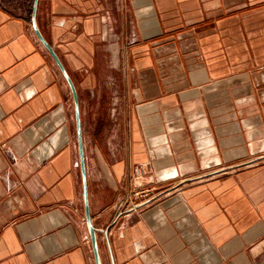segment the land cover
<instances>
[{"label":"crops","instance_id":"1","mask_svg":"<svg viewBox=\"0 0 264 264\" xmlns=\"http://www.w3.org/2000/svg\"><path fill=\"white\" fill-rule=\"evenodd\" d=\"M33 5L0 0V264H97ZM36 19L77 90L101 264H264V0H38Z\"/></svg>","mask_w":264,"mask_h":264},{"label":"water","instance_id":"2","mask_svg":"<svg viewBox=\"0 0 264 264\" xmlns=\"http://www.w3.org/2000/svg\"><path fill=\"white\" fill-rule=\"evenodd\" d=\"M37 7H38V0H34V5H33V14H32V21H33V26L35 28V31L41 40V42L44 44V46L47 48V50L51 53L55 61L57 62L58 66L60 67L61 71L67 78L75 100L76 104V119H77V129H78V142H79V148H80V156H81V167H82V174H83V185H84V195H85V204H86V209H87V223L88 227L90 230V236H91V241L93 244L94 248V253H95V259L97 264H101L100 257H99V251H98V243H97V234H96V229L94 225L91 222V215L89 212V205H88V193H87V180H86V168H85V158H84V148H83V137H82V127H81V117H80V112H79V104H78V95H77V90L75 85L73 84L70 76L68 75L65 67L63 66L59 56L55 52L54 48L47 42V40L44 38L42 35L41 31L39 30L38 24H37V19H36V14H37Z\"/></svg>","mask_w":264,"mask_h":264},{"label":"built area","instance_id":"3","mask_svg":"<svg viewBox=\"0 0 264 264\" xmlns=\"http://www.w3.org/2000/svg\"><path fill=\"white\" fill-rule=\"evenodd\" d=\"M142 173H144L143 167L138 166L134 169V174L136 176H140ZM149 192H150L149 188H142L141 186H139V187L135 188L133 195L136 197H145L149 194ZM136 206H137V204L133 205V208H135Z\"/></svg>","mask_w":264,"mask_h":264},{"label":"rangeland","instance_id":"4","mask_svg":"<svg viewBox=\"0 0 264 264\" xmlns=\"http://www.w3.org/2000/svg\"><path fill=\"white\" fill-rule=\"evenodd\" d=\"M7 1H12V0H7ZM33 4V3H32Z\"/></svg>","mask_w":264,"mask_h":264}]
</instances>
